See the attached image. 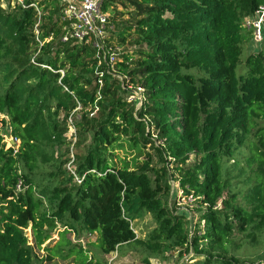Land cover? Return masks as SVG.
I'll list each match as a JSON object with an SVG mask.
<instances>
[{"label":"trees","instance_id":"1","mask_svg":"<svg viewBox=\"0 0 264 264\" xmlns=\"http://www.w3.org/2000/svg\"><path fill=\"white\" fill-rule=\"evenodd\" d=\"M261 5L102 0L106 34L135 48L104 40L119 49L116 74L144 89L137 111L93 39L62 41L59 0L0 6V264H34L37 251L47 263L107 264L128 245L146 264L179 248L200 259L190 264H255L243 256L264 239V50L242 61V24ZM171 182L198 205L194 227ZM148 215L155 228L138 239L133 223ZM92 235L90 255L79 241Z\"/></svg>","mask_w":264,"mask_h":264},{"label":"rangeland","instance_id":"2","mask_svg":"<svg viewBox=\"0 0 264 264\" xmlns=\"http://www.w3.org/2000/svg\"><path fill=\"white\" fill-rule=\"evenodd\" d=\"M2 6H3V9L6 10L5 8L6 5L2 4ZM13 8H15V6L14 4H11L10 9H13ZM118 10L122 11V8L119 6ZM108 16H111V15H108ZM114 18L128 20L129 16L126 14H123V16L121 17L117 16ZM108 38L110 39V42L113 46H116V47L118 46V48H120L121 52L122 50H124L127 53L131 54L135 50V48L131 47L129 44L124 45L122 47L119 46L117 44L118 43L117 38L114 35V33H111V34L108 33L107 39ZM251 41L250 43L247 44V46L244 47L243 55H242L243 62L245 61L247 56H249L250 54L256 53L259 50H264V46L259 47V44H261L263 41L262 39L260 41H256L253 39V36H251ZM238 72L241 74L244 73V64L239 68ZM2 136L4 138L3 141L6 145V149L10 147H13L14 149L18 148L19 143L14 141V139L11 137L10 128H4L2 130ZM67 137L70 140L71 144L74 143L75 139L73 138L72 133L68 132ZM72 147L73 146L71 145V149ZM116 154H118L122 159L126 158L127 161L132 159L131 154L129 152L126 154L125 152L117 151ZM140 160H143V158H140ZM171 185L173 186V189L176 191V193L172 194V198H171L173 201L172 203H175V207L176 205L179 207L176 212H179L181 216L184 215V218L189 223V225L191 227H194V225L198 223V216L200 215L197 210L198 205L194 203L193 199H191V202H188L186 205L182 203L179 206L178 202L180 200H179V193L177 191L178 183L171 182ZM154 228H155V223L153 222L152 218L149 215L133 223V230L138 239H145L154 230ZM24 235L27 238V246H32V237H31L30 227L24 230ZM71 239L73 240V237H71ZM57 240H58L57 235L52 234L51 239L47 241L45 245H53ZM80 240L82 241L81 246L82 247L85 246V249H88L89 252L91 253L90 255L97 253V249H96L97 236L96 235H92L88 237L82 236ZM121 250L123 251L121 255H117L116 253H114L106 257V259L111 260L112 261L111 264H146L145 254L141 248L134 246V245H128V246L122 247ZM263 254H264V239L262 240V244L258 245L255 248L250 249L248 251V255L243 256V259L244 260L248 259L247 261L254 262L255 264L263 263L264 262ZM37 255L39 258L34 264H73L71 262L72 261L71 259L66 260V261H60L56 259L52 261L51 263H47L41 260L43 256L42 251H39V252L37 251ZM198 260L200 259H198L194 255L193 250L191 248H188V250L179 248V249H175L169 252H165L164 254L160 255L158 258L149 259L148 261H149V264H190V263L197 262Z\"/></svg>","mask_w":264,"mask_h":264},{"label":"built area","instance_id":"3","mask_svg":"<svg viewBox=\"0 0 264 264\" xmlns=\"http://www.w3.org/2000/svg\"><path fill=\"white\" fill-rule=\"evenodd\" d=\"M63 5L62 21L70 24V29L65 37L62 39L66 42L68 39H73L78 42L84 40L93 39V46L98 51L103 52V60L106 61L113 76L116 77L120 83L121 88L126 91L127 101L135 104V111H137L144 103V89L140 86L130 83V79L127 76H119L114 70V66L118 62V48L105 50L104 40L106 39V32L108 27V14L102 12V0H59ZM6 5L5 8L11 4L15 7L24 6V0H1L0 6ZM34 6V5H32ZM242 27L250 32L253 39L256 41L263 40L264 38V5L258 7L252 17H248L244 20ZM70 133L74 135V130L70 126ZM17 191H20V185L16 187ZM177 191L179 193L180 206L182 203L185 205L191 202V196H185L183 191L180 190L177 185ZM173 192L176 191L173 189ZM179 208V207H178ZM82 244V241H79ZM111 260H107V264H111Z\"/></svg>","mask_w":264,"mask_h":264}]
</instances>
